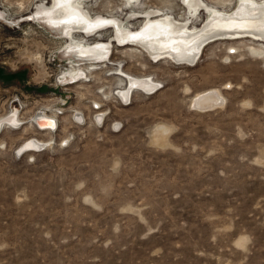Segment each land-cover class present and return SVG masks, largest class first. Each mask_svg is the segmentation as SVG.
<instances>
[{"label": "rangeland", "instance_id": "1", "mask_svg": "<svg viewBox=\"0 0 264 264\" xmlns=\"http://www.w3.org/2000/svg\"><path fill=\"white\" fill-rule=\"evenodd\" d=\"M77 1L109 23L75 38L111 59L81 60L70 84L56 78L76 43L48 24L69 8L0 0V117L17 109L23 122L0 132V264H264V41L219 39L193 65L125 38L166 14L177 32L199 27L243 0ZM122 73L159 90L126 103ZM213 89L220 102L194 105ZM59 106L55 132L39 130L38 112ZM30 138L47 144L19 154Z\"/></svg>", "mask_w": 264, "mask_h": 264}, {"label": "bare ground", "instance_id": "2", "mask_svg": "<svg viewBox=\"0 0 264 264\" xmlns=\"http://www.w3.org/2000/svg\"><path fill=\"white\" fill-rule=\"evenodd\" d=\"M74 1L77 0H61L62 6L69 8V13L64 17L48 21V24L52 29H54L56 32H62L63 34H70L76 43L74 47L69 49V51L66 50L68 51L67 53H69L70 58L75 60L74 62L76 65H73L71 69H68L70 73H67V70H64V72L61 74L62 77L60 78L63 82L69 79H76L72 82H69L70 84L78 82L77 79L80 78V75H86V72H84L80 67H77V65H79L77 63L81 62V60L90 58L93 60V62L102 60L101 62L110 63L111 59V56L110 58H107L110 54L108 45L93 41H82L83 43H79L75 38V34L78 32L92 33L98 29H101L100 27L102 26L107 27L109 21H100L83 15L79 9L71 7V5L75 3ZM76 3V5H78L80 8L82 1H77ZM164 18L166 20L151 22L147 24L142 31L135 32L133 34L131 33L125 38L128 37V40L130 41L128 42L132 46H138L144 49L146 52L151 54V56L161 58L168 57L171 58L172 61L174 60L178 63L187 62L193 63V65H195L197 59L199 60L198 57H200L205 45L219 39L233 40L240 37H254L255 39L264 41V2H258L256 0L239 1V4L236 6L232 14L217 10L215 13L209 16L207 21L204 20V22L199 27H186L183 28L184 30L182 32L175 31L174 26L169 21L170 17L168 14H166ZM64 21H67L68 23H64ZM118 28V31L122 33V28L121 30L120 26L117 27V29ZM122 78L125 81L123 83L130 86V89L120 86L119 90L120 98H122V100L126 103H128V101L132 98L133 88L144 90L150 94H153L159 90V84L156 83L157 80L150 76L142 77L122 73L121 79ZM222 98V92L220 90L218 91L213 89L209 90L205 94L197 96L194 100V105H197L201 109H210L220 102V99ZM54 111L55 113L53 114L58 119L53 115L47 114L46 111L38 112L35 120L33 119V121L39 130L46 132L47 130H51L55 132L57 129V124L59 123V117L64 113V110L59 106L57 110ZM103 115V112L97 113V117L99 119H102ZM22 124L23 122L20 118L19 111L17 109H12L8 114L0 117V132L3 128L5 129L8 126L15 129L21 128ZM119 124L120 123H118V125ZM161 128L159 127L157 129L159 130ZM163 130L165 131L164 127ZM156 139L164 140V135L159 133L157 134ZM52 140L48 143V146L52 144ZM46 144L47 141L30 138L24 141L18 147V153L22 154L31 151H37L42 147H45Z\"/></svg>", "mask_w": 264, "mask_h": 264}, {"label": "built area", "instance_id": "3", "mask_svg": "<svg viewBox=\"0 0 264 264\" xmlns=\"http://www.w3.org/2000/svg\"><path fill=\"white\" fill-rule=\"evenodd\" d=\"M236 51H231V53H235ZM62 76L60 75L59 77L57 76V83H58V81L61 83V78ZM57 87H58V84H57ZM97 109L99 108V107H96ZM59 111H61V110H59ZM40 127V126H39ZM42 127V126H41Z\"/></svg>", "mask_w": 264, "mask_h": 264}, {"label": "snow or ice", "instance_id": "4", "mask_svg": "<svg viewBox=\"0 0 264 264\" xmlns=\"http://www.w3.org/2000/svg\"><path fill=\"white\" fill-rule=\"evenodd\" d=\"M64 23H68L67 21H64Z\"/></svg>", "mask_w": 264, "mask_h": 264}]
</instances>
